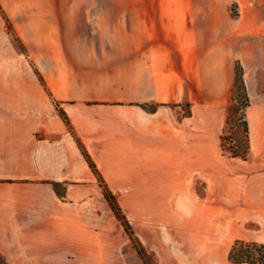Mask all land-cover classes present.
Returning a JSON list of instances; mask_svg holds the SVG:
<instances>
[{"label":"crops","instance_id":"obj_1","mask_svg":"<svg viewBox=\"0 0 264 264\" xmlns=\"http://www.w3.org/2000/svg\"><path fill=\"white\" fill-rule=\"evenodd\" d=\"M42 4L22 37L46 87L29 69L0 80L5 262L119 260L124 238L109 207L95 203L106 197L81 145L118 199L153 200L155 219L166 201L164 246L152 227L149 238L160 264H233L236 240L264 243V43L256 54L207 53L196 12L178 0ZM235 59L251 99L246 160L221 145Z\"/></svg>","mask_w":264,"mask_h":264},{"label":"rangeland","instance_id":"obj_2","mask_svg":"<svg viewBox=\"0 0 264 264\" xmlns=\"http://www.w3.org/2000/svg\"><path fill=\"white\" fill-rule=\"evenodd\" d=\"M44 1L50 0H0V80L6 78H26L25 71L27 69L31 71V78L39 79L37 72L42 75L37 67L35 57L31 54L27 41L22 37V29L29 28L30 21H36L35 16L32 18L27 13L38 9V6L43 5ZM178 1L191 3L189 10L196 12L195 24L198 27L199 40L207 53L213 54L217 49L222 48V50H226L229 54L236 56L239 54V50L243 48L247 49L250 54H256L255 48L263 46L264 0ZM233 45L236 46L234 47ZM236 62L241 63L245 75V69L241 60L235 59V66ZM7 69L8 71H5ZM11 73H13V76H11ZM234 85L235 79L225 110L228 118L230 108L233 107L234 109L232 113L235 125L229 130V134L236 131L240 126V112L238 108H240L242 99L239 98V90ZM182 106L183 108L178 111H184L185 114L191 111L189 104H182ZM227 118L224 129L227 127ZM197 187L202 191L204 185L200 184ZM113 194L117 203L126 214L135 236L148 252L155 254L156 261L160 264L156 249L149 247V238L153 234V232H150L152 227L157 232L159 248L164 246V237L169 219L171 218V216L166 215L164 207L166 201H157L158 215L155 219L149 215L153 211V200H124L118 199L119 194ZM95 203L99 207H109L112 219L111 223L115 222L118 225L119 233L124 238L119 260L116 263L104 264H145L134 246L133 237L126 232L125 227L116 217L108 200H95ZM161 264H164V260Z\"/></svg>","mask_w":264,"mask_h":264},{"label":"trees","instance_id":"obj_3","mask_svg":"<svg viewBox=\"0 0 264 264\" xmlns=\"http://www.w3.org/2000/svg\"><path fill=\"white\" fill-rule=\"evenodd\" d=\"M235 85L234 87L239 90L240 102V126L239 128L229 134V130L235 125L233 122V107L230 108V113L227 118V127L224 129L221 137V145L225 152L233 158L239 157L244 160L248 158L250 152V135H249V122L247 119V108L251 105V99L247 90L246 82L244 79V70L240 62H236L235 66ZM39 80L43 86L46 87L45 79L39 72H37ZM158 104H145L143 107L151 112H155L158 108ZM61 115L68 122V118L63 110H60ZM83 154L89 162L90 167L97 175L100 186L104 190V194L108 202L116 215V217L122 222L126 232L133 237L134 246L137 249L139 255L145 262V264H157L156 256L154 253L148 252L142 243L135 236L133 229L127 219L126 214L119 206L114 197L113 192L105 182L104 178L98 171L95 163L92 161L89 154L85 151L81 145ZM54 188L59 196H65V186L62 183L54 182ZM229 259L233 264H264V243H258L253 241L236 240L229 253ZM0 264H7L5 260L0 256Z\"/></svg>","mask_w":264,"mask_h":264}]
</instances>
